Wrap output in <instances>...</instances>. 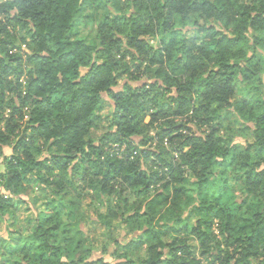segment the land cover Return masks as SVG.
Instances as JSON below:
<instances>
[{"label":"trees","instance_id":"trees-1","mask_svg":"<svg viewBox=\"0 0 264 264\" xmlns=\"http://www.w3.org/2000/svg\"><path fill=\"white\" fill-rule=\"evenodd\" d=\"M89 1L0 2V167H5L0 181L4 189L17 195L27 175L37 169L60 176L81 171V178L101 192L110 193L117 185L125 198L129 188L145 194L166 175L168 183L181 182L186 171L206 187L217 176L216 170L223 173L232 167L241 175L245 199L238 200L224 177L215 178L216 194L205 192L208 197L197 209L199 227L192 230L203 247H210L216 236L209 223L215 219L221 223L226 248L215 245L212 264L264 261V94L253 117L254 141L245 148L222 143L211 120H205L211 128L207 135L187 132L189 128L173 123L169 108L155 99L161 90L172 93L176 88L171 97V103H177L176 116L186 109L194 115L195 107L205 113L212 106L219 112L231 107L235 81L242 77L250 82L258 74L245 65L253 58L241 51L250 30L264 66V0H134L135 15L107 16L99 24V45L72 37ZM208 21L222 29L209 26ZM190 24L205 34L201 45L198 37L183 33ZM147 36L158 38L160 46L150 44ZM24 45L29 53L21 51ZM128 57L138 61L133 63L137 71L145 64L155 67L152 76L160 81L114 91L120 75L130 72ZM105 94L114 102V130L96 142L91 132ZM183 104L186 109L181 111ZM162 120L169 123L154 129L160 139L180 144L177 157L163 164V174L152 168L146 171L143 165L164 162L167 151L140 149L130 140ZM39 143L52 152L51 157L37 158L42 151ZM3 146H12L13 153L2 156ZM13 202L12 196L0 193V212L5 213ZM48 221L39 219L13 264H113L102 257L65 259L66 250L54 242L56 226ZM156 234L150 229L144 232L149 242L146 258L123 256L116 264H204L188 245L163 243ZM141 244L143 240L134 242L135 247ZM165 246H170V256L161 251Z\"/></svg>","mask_w":264,"mask_h":264},{"label":"rangeland","instance_id":"rangeland-1","mask_svg":"<svg viewBox=\"0 0 264 264\" xmlns=\"http://www.w3.org/2000/svg\"><path fill=\"white\" fill-rule=\"evenodd\" d=\"M133 1L90 0L88 7L77 20L72 37L82 39L88 44L99 45V24L107 16L135 15L136 8ZM246 3H250V0H246ZM0 19L3 18L0 17ZM206 23L222 29L218 23L212 21ZM21 31L24 34V30ZM183 33L188 38L198 37V45H201L205 39V34L199 33L198 28L192 24L184 27ZM253 35L254 32L250 30L248 39L241 46V51L253 58L245 65L255 69L258 74L250 82L244 81L242 77L235 81L231 99L233 105L221 112L212 106L208 113L201 112L199 107H195L196 112L193 115L192 111L187 112L188 109L183 104L181 111L185 108L184 114L176 116L174 111L177 109V103H171V97L176 94V88H173L172 93L166 91L164 93L161 90L155 96L156 102L159 106L164 105L165 109L169 108V119L173 123L186 125L189 128L187 132L205 136L211 130L205 120H211L218 129L217 138L225 145H238L245 148L254 141L253 117L258 100L264 94V66L258 59L262 51L255 47ZM148 41L154 47L160 46L158 38L150 37ZM21 51L30 52L25 45L22 46ZM125 63L130 67V72L120 75L118 85L113 88L114 91H120L128 86L136 88L160 81L152 76L156 72L155 67L152 66L149 69L145 64L140 71H137L133 63L137 64L138 61H134L131 57H128ZM122 69L124 68H121V71ZM183 81H188L186 76H183ZM193 104L198 106V101L194 99ZM113 111L114 102L105 94L102 106L96 111V126L91 132V137L96 142H99L105 133L114 130ZM149 119L147 117L146 122ZM162 123H169V121L155 122L144 131V134L130 139L140 149L167 151L163 156L164 162L156 160L143 165L146 171L153 169V171L165 172V162L170 163L174 157H177L175 149L180 144H171L168 138L161 140L157 131L154 130ZM145 137L146 140H144ZM39 146L42 150L36 153L39 160L51 157L52 152L43 143H39ZM12 153V146L2 147V156H10ZM74 163H77V160ZM79 164L82 167L87 165L81 162ZM0 172H5L4 166L0 167ZM216 174V179L220 180V177H224L229 181L239 201L245 199L246 192L243 183L239 180L241 175L237 170L230 167L223 173L221 170H216ZM184 176L181 182L168 183L170 178L166 175L161 183L153 186L145 194L137 189L129 188L125 198L121 193L119 194L117 185L110 193L101 192L91 185L89 180L81 178V171L60 176L50 174L46 169H37L27 175L17 195H12L5 190L0 181V193L12 196L14 200L11 208L3 214L0 212V264H13L18 259L24 239L34 232L39 219H48L52 226H56L58 238L54 242L66 250L65 259L67 260L70 257L75 259L84 257L89 260L102 257L116 264L123 256L137 260L146 258L149 242L145 240L144 232L150 229L157 233V240L163 243L181 241L182 244L190 247L191 253L202 263L212 264V255L216 252L215 245L220 243L224 249L226 248L225 235L221 233V223L217 219L209 223L211 231L216 236L210 242V247H203L192 229L199 227L201 215L197 209L202 206V198L208 197L205 192L209 194L215 192L216 186L212 183L215 178L203 187L200 178L191 171H186ZM42 214L45 216L40 218ZM142 240L145 244L135 247L134 242ZM161 251L165 253V256H170L171 248L165 246ZM254 262L264 264L262 259L254 260Z\"/></svg>","mask_w":264,"mask_h":264}]
</instances>
